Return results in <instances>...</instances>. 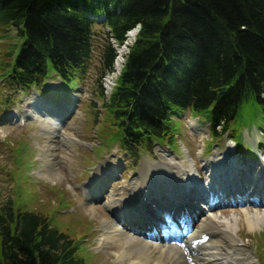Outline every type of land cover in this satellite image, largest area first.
Returning <instances> with one entry per match:
<instances>
[{
  "label": "trees",
  "instance_id": "trees-1",
  "mask_svg": "<svg viewBox=\"0 0 264 264\" xmlns=\"http://www.w3.org/2000/svg\"><path fill=\"white\" fill-rule=\"evenodd\" d=\"M95 22L120 43L141 24L110 103L129 156L171 140L173 117L188 108L208 109L218 137L247 103L264 118V0H0V26L23 38L6 76L37 89L50 62L61 80H81ZM116 55L108 42L105 69ZM77 244L49 216L0 206V264H87Z\"/></svg>",
  "mask_w": 264,
  "mask_h": 264
},
{
  "label": "rangeland",
  "instance_id": "rangeland-1",
  "mask_svg": "<svg viewBox=\"0 0 264 264\" xmlns=\"http://www.w3.org/2000/svg\"><path fill=\"white\" fill-rule=\"evenodd\" d=\"M22 39L14 26H0V206L12 200L15 208L51 217L52 222L63 228L73 242L78 243L79 254L86 259L87 264H118L116 251L100 247L99 243L105 220L117 218L116 212L106 207L105 201L112 193L123 199L129 196L132 182L138 179L144 159L155 162L150 168L152 170L147 171L148 175L153 174V169L160 161L158 150H167L188 167L193 165L197 169V179L201 182L205 181L207 175L206 162L216 152L237 154L235 160L250 172V176L264 161V118L252 102L239 110L229 125V131L220 138L212 134L208 109L198 112L191 108L181 110L179 116L173 118L171 140H162V145L152 143L145 149L142 147L139 156H129L119 147V128L111 108V97L104 95L101 85L104 74L101 57L109 40L106 26L95 22L93 53L81 80H61L54 72L52 74L49 62V79L38 86V90L17 89L6 76L12 68L14 55L18 53ZM38 99L44 105L40 109L35 107ZM51 102L56 106L52 104V110L47 111L46 106ZM67 104L72 105V109L63 112L65 114L60 120L56 136L50 138L44 135L39 118H55ZM30 107H35L36 117L29 114ZM191 118L197 121L196 129L190 126L188 120ZM21 119L23 122H20ZM62 131L78 138V141L67 144ZM200 133H204L203 136ZM228 138L235 139V151L227 148ZM50 144L56 147L51 153L56 156L61 179H49L38 173L41 169L45 170L40 158L41 150ZM65 152L69 159L64 158ZM163 169L166 176L158 183L156 193L159 196H167L174 188L167 168ZM91 183L97 191L102 186V192H97V195L96 192L86 193L85 190L90 191L88 185ZM238 198L239 195H236L231 197L234 201H227L224 196H217L220 202L214 208L215 212L229 216L240 210L235 204ZM186 200L196 201V213L206 209V201L202 198ZM155 204L151 203L150 208L157 210ZM177 211L189 214L184 205ZM150 228L152 231H161ZM241 228L248 231L247 227ZM163 229L162 233L177 235L181 227L173 225ZM263 229L261 227L257 231L256 237H244L240 233L243 242L249 245L255 255L248 264H264V232L259 233Z\"/></svg>",
  "mask_w": 264,
  "mask_h": 264
},
{
  "label": "bare ground",
  "instance_id": "bare-ground-1",
  "mask_svg": "<svg viewBox=\"0 0 264 264\" xmlns=\"http://www.w3.org/2000/svg\"><path fill=\"white\" fill-rule=\"evenodd\" d=\"M130 35L134 36L135 32L132 31ZM120 60L121 57L118 62ZM116 76L117 72H113L104 78L107 91L112 89ZM39 100L41 99L35 104L37 109L44 106ZM34 108L30 107L28 111L36 117ZM52 108L51 104L46 106L47 111ZM68 108L72 109V106ZM64 111L59 110L55 118H39L44 135H49L50 138L56 136ZM189 122L196 129V121ZM203 134L200 133V136ZM62 135L67 144L78 141V138L65 131H62ZM55 148L53 144L46 145L40 154L45 170L41 169L38 173L49 179L62 177L55 161L56 156L51 153ZM66 154L67 152L64 158L69 159ZM231 154L216 152L207 160L204 182L197 179V169L193 165L186 166L167 151H160L159 164L151 175L147 171L155 162L144 159L138 179L132 182L129 196L123 199L112 193L105 201L106 207L114 210L117 218L105 220L99 238L100 247H109L116 251L118 264L251 263L255 258L254 252L243 242L242 237H256L257 231L264 227V161L259 163L255 174L250 176V172L235 160L237 155ZM190 161L193 164L191 158ZM163 167L167 168L174 186L167 196L156 193L158 183L166 176ZM88 186L90 191L85 190L86 193L96 192L97 195V192H102V186L98 191L92 188V183ZM236 195L239 198L235 204L240 210L229 216L215 212L214 208L220 202L217 196L234 201L231 197ZM187 198L204 199L206 209L196 213V201H187ZM151 203H156L157 210L150 208ZM183 205L189 214L186 211L185 215L177 211ZM253 207L255 208L252 209ZM158 212L164 216H159ZM173 225L181 227L177 235L161 232L164 231L163 228ZM241 226L247 227L248 231L242 230ZM150 227L161 231H152ZM263 232L264 229L259 231L260 234Z\"/></svg>",
  "mask_w": 264,
  "mask_h": 264
}]
</instances>
